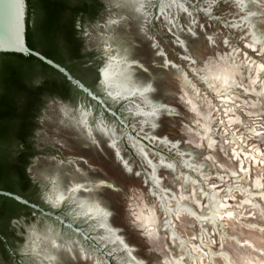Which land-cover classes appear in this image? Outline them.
<instances>
[{
	"label": "rangeland",
	"instance_id": "1",
	"mask_svg": "<svg viewBox=\"0 0 264 264\" xmlns=\"http://www.w3.org/2000/svg\"><path fill=\"white\" fill-rule=\"evenodd\" d=\"M100 1L104 7L97 17L87 15L77 23L83 24L89 33L85 36L77 27L83 44L82 56L90 58L86 63L91 69L82 70L78 64L72 63L70 57L67 62L79 76L90 77L94 91L107 101L119 119L115 117L114 121V115L84 95L64 92L61 94L65 98H45L32 141L36 155L27 166L32 186L18 185L23 191H28V195L41 207L53 209L82 228L96 245L57 221L34 212L13 223L10 237L15 242L17 257L0 253V264H44L49 247L46 230H51L49 234L56 238L57 243L62 244L64 239L72 236L80 239L89 250L92 259H79L72 264H123L124 253L115 244L102 239L104 230L93 228L94 221L74 220V206H53L39 195L44 185L51 187L53 180L69 183L73 166L68 161L78 160L80 156L93 168L99 169V175H108L105 155L94 147L89 148L86 141L78 139L74 129L66 126L71 117L65 114L63 107L79 109L82 105L96 118H106L113 123L118 135H125L124 143L128 149L125 155L134 157L141 166L139 170L145 174L150 176L151 171L145 157L136 150L137 145L153 163L164 158L166 163L175 165V172L161 165L157 172L162 178L161 190L172 199L169 213L164 211L157 195L147 197L142 187H134L133 197L124 206L122 217L113 222V228L119 229L117 234L127 241L125 229L128 224L142 232L144 229L140 225L144 224V219L148 217L153 221L148 226L153 236L145 240L141 259L151 264H198L195 260L202 256L201 264H264V203L258 197L264 192V71L256 73L255 65L256 62L264 65V53L260 52L264 47V0H244L245 7L239 4V0H176L185 4L188 12L168 10L173 24L157 14V0L147 2L144 10L148 16L144 19L128 8L118 7L121 0H115V3L114 0ZM208 5H212L211 9ZM206 9L211 15H206ZM121 17H127V20H121L118 26H108L110 19ZM189 26L195 36L189 33ZM140 27L145 28L146 33L139 31ZM252 33L262 38L261 46L252 45ZM125 36L134 40L137 59L143 67H147L150 73L166 74L163 82H157V91L151 95L154 102L174 109L177 114H162L156 121V129H152L149 123L144 124L143 118L134 113L140 103L139 97L116 101L105 88L95 86L98 71L107 56L118 51L117 37L123 39ZM209 36L215 37L214 44L208 42ZM182 43L188 49L198 45L205 52L200 63L193 64L184 58L191 53H186ZM159 52L164 53L163 57ZM162 60L171 61L176 68L158 67ZM219 70L232 79L231 99L227 103L221 102L202 80L204 73L214 74ZM132 71L135 79L147 75L142 69L133 68ZM94 72L97 76L93 75ZM180 72L183 78L177 79ZM195 94L197 96L192 100ZM206 129L211 130L213 137L209 142ZM232 135L236 137L235 145ZM164 140L169 143L164 144ZM172 143L180 145L179 152L170 147ZM235 146L239 147L240 154L236 153ZM245 152L250 155L260 152L256 154L260 161L254 164L250 156L244 157ZM184 161L193 167L185 168ZM80 166L88 167L82 162ZM33 167L43 173L39 180H34L30 174ZM244 171H247L246 175ZM176 176L180 177L179 181L174 179ZM185 176L198 182H190ZM148 187H152L151 182ZM246 189L255 197L249 196ZM159 192L157 189V194ZM215 193L223 199L227 209L234 210L235 217L226 219L220 211L216 213L218 223H213L212 211L206 210L211 209L209 201ZM175 201L180 203L182 212L177 217ZM32 222L37 225L36 232L29 231L22 236V226L26 229ZM36 238L39 247L34 250L32 246ZM140 239L145 238L141 236ZM54 251L57 255L54 264L69 258L62 249ZM223 254L229 257V262Z\"/></svg>",
	"mask_w": 264,
	"mask_h": 264
},
{
	"label": "snow or ice",
	"instance_id": "2",
	"mask_svg": "<svg viewBox=\"0 0 264 264\" xmlns=\"http://www.w3.org/2000/svg\"><path fill=\"white\" fill-rule=\"evenodd\" d=\"M17 3L23 10L24 0H17ZM118 7L132 8L137 13L140 12L141 5L138 0H123ZM212 5H208V9H211ZM206 9V15H211V12ZM191 15V13H189ZM138 19V17H135ZM121 20H127V17H121V19H110L108 26H118ZM195 23V21H193ZM77 27L83 31L85 36L89 35L88 31L85 30L83 24L77 25ZM139 31L146 33V29L143 27L139 28ZM188 31L191 35L195 36L196 33L192 27L189 26ZM121 51L116 53L117 56H121L124 60L128 72V82L130 84L129 93L132 96H138L140 103L137 104V114L146 115L152 117L151 128L156 129L158 127L157 120L162 114L175 115L177 114L174 109L167 107L164 104L154 103L152 93H155L158 88L157 82H163L165 75L162 72L150 73L147 67L143 65L137 59V49L134 40L131 37L125 36L123 39L117 37ZM208 42L214 44L215 37L209 36ZM15 43L19 45L20 41L17 38ZM227 43V41H223ZM158 49V45H156ZM186 53L190 52L191 55H186L184 58L196 64L204 58L205 52L200 47L193 46L188 49L184 46ZM160 56L163 57L164 53L159 52ZM160 68H176V65L169 60H162L158 65ZM142 69L143 73L147 75L142 78L133 79L135 75L131 69ZM104 77L107 76V65L101 73ZM101 75L96 77L95 86L103 88L105 86V80L101 79ZM183 78V73L180 72L177 79ZM39 82H37L38 85ZM76 87H79L77 85ZM111 95V94H109ZM117 97H113L116 100ZM140 105H143L144 111ZM63 111L69 117H71L68 127H71L78 134V139L86 141L89 148L98 149L100 153H103L106 157L109 165L108 175H99V169L93 168L88 160H85L83 156H80L78 160L68 161L72 165V174L69 183H59L56 180L51 181V187L44 185V188L40 191L39 195L48 203L53 206L68 204L72 207V215L74 220L83 219L85 222L94 221L95 223L91 226L95 229H103L107 234L115 238L120 244V251L124 253L122 257L123 264H151L150 261H146L140 258V252L145 246V240L151 239L153 231L148 227L147 224H141L140 227L144 229L142 232L137 231L132 224H128L126 227L127 241L121 236L117 235L118 228H113V222H116L118 218L122 217L124 206L132 199L134 187H142L147 197H153L157 195V189L161 184L162 178L156 175L157 169L152 167L151 175L145 174L142 170H139L141 166L137 164L134 157L125 154L128 149L125 147V135H118V129L113 123H109L106 118H96L93 112L87 110L83 105L79 109L63 107ZM78 113V114H74ZM115 121V116H113ZM147 122V121H146ZM147 135V134H145ZM154 137H150L152 139ZM164 144H168L167 140L162 141ZM172 149L180 150L178 143H172L170 145ZM143 156V153H141ZM81 162L88 165L87 169L80 166ZM62 163V162H61ZM161 166L166 167L175 172V165L172 163L165 164L161 161ZM151 166V161H148ZM186 167H193V165L185 163ZM34 180H39L43 174L41 170L33 167L29 170ZM175 180L179 181L180 177H174ZM151 182L152 187L149 188L148 184ZM186 182V181H185ZM181 188H184V184H181ZM186 190V189H185ZM228 195V192H225ZM222 199V198H221ZM213 202V208L207 211H216V203L218 202L217 197L211 198ZM206 214V213H205ZM140 218L137 217V220ZM165 224L168 222L165 221ZM164 226L163 224L161 225ZM121 227H124L121 224ZM37 225L35 222L29 223L26 229H23L21 235H26L27 232L35 233ZM51 230L45 231V236L48 239L51 249L63 250L68 254L69 258L63 261H59V264H72V261L79 259H92L89 250L84 246L80 239H75L72 236H68L64 239V243H57L56 238L50 235ZM75 231V230H74ZM77 235H83L84 240H88L89 237L85 233H77ZM145 239H140V237ZM63 239V238H62ZM27 251V246L24 248ZM50 259H55V256H50ZM183 258V257H181Z\"/></svg>",
	"mask_w": 264,
	"mask_h": 264
},
{
	"label": "trees",
	"instance_id": "3",
	"mask_svg": "<svg viewBox=\"0 0 264 264\" xmlns=\"http://www.w3.org/2000/svg\"><path fill=\"white\" fill-rule=\"evenodd\" d=\"M28 6V46L65 67L94 90L90 77L79 76L67 58L82 70L91 69L86 63L90 58L82 56L77 23L87 15L97 17L104 4L100 0H28ZM43 72L45 75H41ZM64 92L83 95L64 75L33 56L0 54V190L41 205L19 186H32L27 166L36 155L32 141L43 100L54 96L65 98L61 94ZM34 212L0 196V234L5 239L0 237V253L13 258L8 249L15 252V242L10 237L13 223Z\"/></svg>",
	"mask_w": 264,
	"mask_h": 264
},
{
	"label": "bare ground",
	"instance_id": "4",
	"mask_svg": "<svg viewBox=\"0 0 264 264\" xmlns=\"http://www.w3.org/2000/svg\"><path fill=\"white\" fill-rule=\"evenodd\" d=\"M148 1L149 0H138V3L141 5L139 13H137L132 8H128V9L131 12H133L134 14H136L137 16H141L142 15V17L144 19V18H146L148 16L147 12L144 10V7L146 6ZM160 1H159L158 15L160 17L164 18L167 21V23H169V24H171V23L173 24L174 20L170 19V13H169L168 10H170V12L171 11H179V10L188 12V9L185 6V4H183L181 2H177L176 0H162L161 2ZM121 2H123V0H121ZM239 4L243 5L245 7L246 6V1L239 0ZM244 21L247 22L246 20H244ZM251 43H252V45L254 47H257V46H261L263 44V41H262V38L259 35H256V34L252 33ZM116 46H117V50L122 52V49L120 48V45L118 44ZM182 46L184 47V43H182ZM260 52L264 53V47H261ZM114 54H112L109 57V60L107 61V76L106 77L103 76V80H105V86H104L105 90L107 91L108 94H111L109 96L112 99H113V97H117L116 101H125V100H128V99L134 98V97H138V96L130 95V93H129L130 84L128 82L129 69H127L126 64H125L124 60L121 58V56H117L116 54L115 55ZM255 65H256V73H261V72L264 71V65L262 63L256 62ZM103 70H104V68H103ZM103 70H102V72H103ZM131 71H132V69H131ZM133 79H135L134 76H133ZM202 80L206 83L208 88L210 90H212L214 92V94L221 100V102L227 103L231 99L232 92H231V84L230 83H231L232 79L230 78V76L227 73H225V72H223L221 70L217 71L214 74H205L204 73L203 77H202ZM196 94L192 97V100L195 98V96H197ZM154 103H156V102H154ZM141 109H143V108H141ZM143 110L147 111L146 109H143ZM134 113L136 115H138L137 114V108L134 109ZM139 116H141L143 118V123L144 124L145 123H149V125L151 124V121L153 119L152 117L146 116V115H139ZM205 135H206L207 142H209L213 138L210 129H206ZM231 140L234 142V145H235L236 144V137L232 135ZM235 147L237 148V152L236 153L240 154L239 147H237V146H235ZM135 148H136V150L138 151V153L140 155H141V153H143V156L145 157V160L147 161V163H148V161H151L148 158L147 154L143 151V149H142V147L140 145L135 146ZM256 154L259 155L261 153L257 152V153H254L253 155H250L249 153L245 152L244 153V157L248 158L250 156V158L253 160V163L257 164L260 160L256 158ZM163 159L160 158L158 163H156V164L151 161V166H149L151 168V172H152V167H155L157 169V171H156V175H157L159 165H161L160 162L163 161ZM164 163L167 164L166 161H164ZM185 163L186 162L184 161V165H185ZM187 163L189 164V162H187ZM185 168H189V167L185 166ZM246 173H247V171H244L243 174L246 175ZM150 175H151V173H150ZM185 178H187V180H189L190 182L191 181L194 182V183L198 182L197 180H194V179H192V178H190L188 176H185ZM202 179L205 180V176H203ZM160 187L161 186H159L160 192L157 194V198L159 199V201L161 203V206L164 208V211L166 213H169V211H171L169 209H170V206H172L171 205V203H172L171 200L172 199L169 198L167 196V194L165 193V191H162ZM245 192L249 196L255 197V195L250 194L247 189L245 190ZM213 196L217 197V200H218V202L216 203L217 210L216 211H212V213H211V219H212L213 223H218V221H217L218 218H217V214L216 213L220 212V211H221V214H223V216L226 219L227 218L230 219L232 217H235L234 210L227 209V206L225 205V202L223 201V199H221L220 196H218V193H215V195H212V197ZM258 197H260V199L264 203V192L260 193L258 195ZM175 203H176V210H177V211H175L176 212L175 217H177L178 215H181L182 212H181L180 203L176 202V201H175ZM209 206L212 209L213 208V202L209 201ZM152 222L153 221H150V219L148 217H146L144 219V221H143V223L147 224L148 226ZM102 239L105 240L107 243L115 244L120 250L119 242L115 241V238L110 236L109 234H107L105 231H104V234L102 235ZM37 241H39L38 238L35 239L34 244L32 243L33 244L32 247H33L34 250H36L37 247H39V246H37ZM48 245H49V247L47 248V252L45 253V256H44V259H45L44 264H54L56 259H57V255H56V252L54 251V249H51L49 242H48ZM50 256H55L56 258L55 259H50L49 258ZM210 256L212 257V254ZM222 256H224L225 259L229 262V257L227 255L223 254ZM195 261L198 262V264H201L202 256H199V258L197 260H195Z\"/></svg>",
	"mask_w": 264,
	"mask_h": 264
},
{
	"label": "water",
	"instance_id": "5",
	"mask_svg": "<svg viewBox=\"0 0 264 264\" xmlns=\"http://www.w3.org/2000/svg\"><path fill=\"white\" fill-rule=\"evenodd\" d=\"M159 1L160 0H157L155 2L157 7V14L159 8ZM28 11H29L28 0H24L22 11H21V6L17 3V0H0V54H17V55H22L24 57L33 56L39 59L43 63L47 64L48 66L52 67L53 69L57 70L62 75H64L74 87L79 85V87L76 88L81 93H83L84 96H86L89 100L94 101L96 104H98L105 112L112 114L117 119H119V116L109 107L107 101L102 96L98 95L93 89L87 87L82 81L75 78L68 69L54 62L53 60L48 59L40 52L32 50L28 46L27 43ZM17 38L20 41L19 45L15 43V40ZM108 60H109V56H107L106 60L104 61V64L100 67L98 71L99 75H101L102 70L107 65ZM101 79H103V75H101ZM148 169L150 172L151 168L149 167ZM0 196L13 199L24 206H28L29 208L33 209L35 212H38L44 217L49 218L53 221H57L67 229L71 230L73 233L76 234L85 233V231L82 228H78L75 223L69 221L62 215L54 212L53 209H46L38 204L31 203L30 201L21 197L20 195L2 190H0ZM80 236L83 237V235ZM0 237H2L1 234ZM2 240L5 241L3 237ZM88 240H91V242H93V244L96 245L95 241H93L92 238L90 239L89 237ZM8 249L11 251L13 257L16 258L17 255L14 253V251L10 249V247H8Z\"/></svg>",
	"mask_w": 264,
	"mask_h": 264
}]
</instances>
